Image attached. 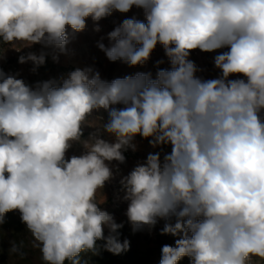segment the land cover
<instances>
[{"label": "clouds", "instance_id": "obj_1", "mask_svg": "<svg viewBox=\"0 0 264 264\" xmlns=\"http://www.w3.org/2000/svg\"><path fill=\"white\" fill-rule=\"evenodd\" d=\"M133 7L144 18L123 19L97 46L131 67L161 46L170 67L157 61L154 76L109 81L88 66L30 85L0 69V225L19 212L42 264L127 252L123 223L101 205L112 162L125 163L139 136L171 148L119 181L134 233L164 221L160 234L177 237L159 264H264V0H0V60L39 45L18 58L36 73L67 51L69 28L83 32L90 18L99 32ZM222 49L220 75L198 76L191 53ZM23 247L12 240L9 254Z\"/></svg>", "mask_w": 264, "mask_h": 264}, {"label": "rangeland", "instance_id": "obj_2", "mask_svg": "<svg viewBox=\"0 0 264 264\" xmlns=\"http://www.w3.org/2000/svg\"><path fill=\"white\" fill-rule=\"evenodd\" d=\"M136 16L138 19H143L142 9L133 7L132 10L127 14H121L114 12L111 16L101 20L99 22L100 31L94 30L95 24L89 18L87 21V27L83 32L73 34L69 28V44L67 45V51L64 53L57 52L58 60L53 61L51 55L46 59V63L39 67L36 73L31 72L32 65L20 64L18 58L20 55L26 54L29 51L39 52L40 46L35 45L32 48H25L22 52L9 49L5 53V58L0 60V69L5 73H19L20 78L25 79L30 85L35 84L37 81L46 80L50 78H60L66 75L70 71L79 68L91 66L95 70H98L103 79L111 81L115 78H122L127 75L135 74L136 72H151L153 76L157 71V61L163 60L164 63L160 64L159 67L167 68L170 67L167 58L164 54V50L161 46H158L152 53L151 60L142 66L131 67L122 61L111 62L105 56V53L101 51L97 44L102 41L105 45H108L107 33L119 24L123 19ZM7 47V46H5ZM226 49L217 50L216 52H201L195 50L191 53L190 59L195 62L199 71L197 75L204 79L217 78L220 75V70L214 66V57L221 51ZM232 78H243V77H232ZM96 115H103L104 122L107 121V113H98ZM93 129L88 128L85 130V137ZM104 139L111 140L112 138L107 134L103 135ZM137 144V151L133 152L131 149L132 156L126 158V162L119 164L113 161V171L116 172L117 167L119 172L115 178L105 186L104 194L107 197V202L101 205V208L111 213L118 223H123V228L120 230L121 239H128L130 247H136L137 253L144 254L148 250H155L156 248H162L163 245L175 244V239L171 235H161L160 229L163 227L164 221H160L156 227L149 233L147 230L141 232H133L130 224L127 222L125 212L127 210V201L123 199L124 192L121 189L119 183L121 177L126 175L138 161L146 159L148 153L161 152V156L164 153L171 151L169 145H165L158 148H152L148 141H143L136 137L135 141ZM79 146H76L73 151L79 152ZM130 153V154H131ZM0 231L3 232L0 236V248H4L3 252H7L10 246V241L19 240L27 242L26 245L29 250L38 252V249L32 247L31 236L27 233L26 226L21 222L20 214L17 211L7 213L5 222L1 225ZM103 243V242H99ZM160 243V244H159ZM4 257L0 264H17V261L12 258L10 254L3 255ZM161 259V251L156 252L155 261L153 264H159ZM179 264H190L189 258L184 257Z\"/></svg>", "mask_w": 264, "mask_h": 264}, {"label": "trees", "instance_id": "obj_3", "mask_svg": "<svg viewBox=\"0 0 264 264\" xmlns=\"http://www.w3.org/2000/svg\"><path fill=\"white\" fill-rule=\"evenodd\" d=\"M17 242H19V240H17ZM23 242L24 247L22 251L25 253V255L21 257L18 254H11L12 258L17 261V264H42L39 251L36 252L29 250L26 245L27 242ZM4 249L5 247L0 248V261L4 259L1 254H9V249L7 252H3ZM158 251H161V248L158 247L155 250H148L144 254H140L137 253L136 247L132 246L127 252L120 255H113L107 251H102L101 255L99 256H92L90 253H87L84 254L82 258L88 260L89 264H153L155 261L156 252Z\"/></svg>", "mask_w": 264, "mask_h": 264}]
</instances>
